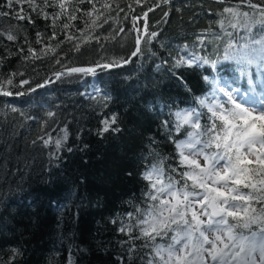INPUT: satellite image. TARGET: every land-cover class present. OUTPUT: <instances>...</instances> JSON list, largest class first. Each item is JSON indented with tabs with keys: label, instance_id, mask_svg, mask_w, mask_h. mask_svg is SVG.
<instances>
[{
	"label": "trees",
	"instance_id": "obj_1",
	"mask_svg": "<svg viewBox=\"0 0 264 264\" xmlns=\"http://www.w3.org/2000/svg\"><path fill=\"white\" fill-rule=\"evenodd\" d=\"M37 2L43 7L42 0ZM160 2L95 0L98 11L93 12L92 19L104 11L103 4L112 6L105 13L108 22L103 23L105 17H100L102 27L95 29L86 26L91 20L83 15L92 11V5L77 0H72L68 11H81L75 13L77 20L70 22L74 27L65 31L62 26L69 22L66 17L53 28L51 19L37 16L26 3L13 7H22L34 24L16 19L14 13L0 17V80L12 78L16 85L5 87L13 96L0 94V132L5 137L16 133L8 140L12 146L9 168L19 169L7 182L0 181V264H68L70 256L74 264H129L128 246L120 243L127 237L118 231L120 223L112 221L133 212V205L144 206V193L150 187L144 173L163 160L166 172L175 169L174 179L181 180L180 174L187 167L180 164L177 144L188 141L191 132L205 133L201 140L209 138V106L223 103L226 108L232 107L218 85L240 97L245 106L261 105L264 59L254 54L250 65L225 59L226 50L231 51L229 43L239 49L250 39H261V26H254L252 32L231 27L229 21L235 20L223 9L237 4L215 0H170L149 12L146 21L141 18ZM0 11L10 12L6 0H0ZM46 11L51 14L59 9L49 7ZM239 11L259 19V12L248 6L240 5ZM133 16L139 19L134 21ZM145 22L149 33L158 34L150 44L146 33L132 30H142ZM120 28L124 31L119 32ZM9 30L17 36L15 41L7 40ZM53 31L57 33L55 40L51 39ZM37 32L41 43H37ZM66 36L73 39L69 41ZM138 36L142 37V54L126 65L99 68L95 74L72 78L57 79L54 75L66 66L121 62L130 57ZM95 37L100 38L98 42ZM59 41L63 43L56 53L42 54L45 45L55 47ZM29 48L35 49L40 58L32 59ZM192 56L202 59L190 66H177L178 61ZM21 79L29 80L33 88L45 80L52 82L16 96V92L29 87H20ZM245 98L251 103L245 104ZM12 107L19 111L12 112ZM180 110H195L201 129L183 124L177 131L175 113ZM49 111L55 114L53 118L46 115ZM112 117L116 118L112 127L119 131L102 132L103 121ZM65 128L68 139L57 150L54 140ZM49 136L53 142L43 147L38 138ZM49 153L55 155L50 158ZM16 157H22L18 165ZM24 161L30 166L26 167ZM141 243L137 240L136 246ZM145 252L147 249L137 256ZM131 264L141 261L134 258Z\"/></svg>",
	"mask_w": 264,
	"mask_h": 264
},
{
	"label": "snow or ice",
	"instance_id": "obj_2",
	"mask_svg": "<svg viewBox=\"0 0 264 264\" xmlns=\"http://www.w3.org/2000/svg\"><path fill=\"white\" fill-rule=\"evenodd\" d=\"M77 2L92 5V11L83 13L91 20L90 24L86 22L87 27L92 29L102 27L99 23L102 16L105 17L103 23L108 22L109 17L105 16V13L112 10L111 5L103 4L101 7L104 11L99 12V15L92 19L93 12L98 11L95 0H77ZM135 2L140 4L141 0H135ZM169 2L170 0H162L165 4ZM25 3L37 16H42L45 20L51 19L53 28L56 27L61 17H66L69 22L63 24L62 31L74 27L70 22L77 20L75 13L81 11L79 8L72 12L68 11L72 0H42L43 7L37 0H6V7L10 12L0 11V17L14 13L16 19L28 20L29 23L34 24L35 21L30 15L24 14L22 7L19 9L13 7L14 4ZM247 3L250 9L259 12V19L254 14L250 15L249 12L239 11L240 5L237 4L234 8L223 9V13L229 14L235 20V23L229 21L231 27H239L252 32L253 27L259 25L260 30L264 31V7L261 6L264 5V0H258L257 3L247 0ZM49 7L58 8L59 11L49 14L46 11ZM154 10L149 7L148 12ZM148 12L143 13L145 21ZM164 15L167 17L168 13ZM132 19L135 21L139 17L133 16ZM132 30L146 33L149 44L158 35L156 32L149 33L147 24L142 30L139 28ZM123 31V28L119 29V32ZM108 38L105 37V39ZM111 38L115 39V37ZM16 39L17 36L9 30L7 40L15 41ZM51 39H57L55 31ZM66 39L71 41L73 37L66 36ZM95 39L98 42L100 38L95 37ZM141 39L142 37H136L132 57L142 54ZM41 42V34L37 32V43ZM84 42H88L87 38ZM62 43L63 41H59L55 47L45 45V49L41 52L43 55L49 52L56 53L57 47H60ZM252 44L259 45V47L250 48ZM228 49L231 51L226 50L225 59H233L238 63L250 65L254 63V54L264 59V36L259 40L250 39L239 49L233 48L232 43H229ZM79 50L80 45L78 44L75 51ZM20 51L23 52V49ZM29 52L32 53V59L40 58L36 56L35 49L29 48ZM201 59V57L192 56L187 60L178 61L177 66L185 63L190 66ZM129 62L127 59H122L121 62L111 61L102 65L97 64L95 67L66 66L63 72H56L54 75L57 79L72 78L78 74H95L97 68L111 69ZM56 63L59 64L60 60L57 59ZM13 75L20 74L14 73ZM51 82L45 80L43 83H37L33 88L29 80L21 79L19 86L29 85V87L24 92H16L15 95H27L44 88ZM8 85L16 86L13 85L12 78L0 80V94L3 96L14 95L12 91L5 90ZM220 91L224 93L227 103L232 107L226 108L223 103L209 106V112L212 115L211 127L207 130L209 138L201 140L199 137L205 133L191 132L188 134L191 138L189 141L177 144L181 156L180 164L187 167V170L180 174L181 180L174 179L172 173L176 171L175 169L169 168L166 172L163 160H160L159 166L153 164L144 173V179L150 184L149 190L144 193L146 198L143 201L144 206L133 205V212H129L126 217L112 221L114 224L120 223L118 231L127 237L120 243L122 246H128L129 264L134 258H139L141 264H264V99L261 101L262 110L255 112L245 107L243 103H238L233 92L224 91V89ZM200 103L204 105L205 101L201 100ZM10 110L19 111L14 107ZM20 114L23 115L22 112ZM46 115L53 118L55 114L49 111ZM175 116L178 121L177 131L183 124H192L195 129H201L198 122L199 116L195 110H180L175 113ZM115 122V117H112L110 121H103L102 132L109 130L118 132V128L112 127ZM62 132L63 135L54 140L57 150L68 139L67 128L62 129ZM15 135L16 133H10L8 137H5L0 132V145L3 146V151H0V181L7 182L10 175L14 176L19 171V169L9 168L12 146L8 140L14 138ZM38 139L42 140L43 147L53 142L50 136L49 139L42 137ZM32 143L35 145L36 141ZM198 144L202 146L197 150ZM213 147L215 151H206ZM185 149L191 150L189 155H185ZM54 155L55 153H49L50 158ZM249 156L255 159L249 160ZM197 157L203 158V165ZM21 159L22 157H16L17 165ZM24 163L26 167L30 166L28 161ZM249 165H256V167H249ZM188 181H191V184ZM137 240L142 241L138 247L136 246ZM145 249L147 252L144 255L137 256ZM13 252L14 255L18 254L17 250ZM68 264H74L71 256Z\"/></svg>",
	"mask_w": 264,
	"mask_h": 264
},
{
	"label": "rangeland",
	"instance_id": "obj_3",
	"mask_svg": "<svg viewBox=\"0 0 264 264\" xmlns=\"http://www.w3.org/2000/svg\"><path fill=\"white\" fill-rule=\"evenodd\" d=\"M218 87H220L221 89H223L221 86H218ZM224 91H226V90H224ZM235 94H237V92H235ZM234 98L237 100V102L238 103H242L243 101L241 100V98L240 97H235L234 96ZM246 99V98H245ZM250 99H246V103L245 104H250L251 102H248ZM245 106V105H244ZM251 107H249V106H245V107H248V108H250V109H253L255 112H259V111H261L262 109H261V105L259 106V107H253V104L252 105H250ZM191 139V138H190ZM189 139V140H190ZM188 140V141H189ZM201 147V145H197L196 146V149L198 150L199 148ZM190 151L191 150H189V149H185V155H189L190 154ZM197 159H199L200 160V163L203 165V163H204V161H203V158L202 157H197ZM248 159L249 160H254L255 159V157H253V156H249L248 157ZM174 202V201H173ZM197 210H198V206H197Z\"/></svg>",
	"mask_w": 264,
	"mask_h": 264
},
{
	"label": "water",
	"instance_id": "obj_4",
	"mask_svg": "<svg viewBox=\"0 0 264 264\" xmlns=\"http://www.w3.org/2000/svg\"><path fill=\"white\" fill-rule=\"evenodd\" d=\"M215 1H219V2H222L223 0H215ZM227 2H231V3H233V4H239V5H242V6H248V3L247 2H243V1H230V0H227ZM163 4H165V3H162V2H160V3H158V4H156V5H154V6H152V8H154V9H156L157 8V5H159V6H161V5H163ZM158 6V7H159ZM262 7H264V5H261ZM146 12H148V10L146 11ZM149 13V12H148ZM141 18L143 19V15L141 16ZM146 24V22L144 23V25ZM135 50V49H134ZM133 50V51H134ZM131 58H133L131 55H130V57H129V59L128 60H130ZM102 65V64H101ZM96 65H94V66H80V67H95ZM115 68V67H114ZM97 69H99V68H97ZM108 69V68H107ZM112 69V68H111ZM64 71V69L63 70H58V71H56V72H63ZM56 72H54V73H56Z\"/></svg>",
	"mask_w": 264,
	"mask_h": 264
},
{
	"label": "bare ground",
	"instance_id": "obj_5",
	"mask_svg": "<svg viewBox=\"0 0 264 264\" xmlns=\"http://www.w3.org/2000/svg\"><path fill=\"white\" fill-rule=\"evenodd\" d=\"M244 2V1H243ZM129 58H127V60H128ZM128 64V63H127ZM124 65H126V64H124ZM64 69V68H63ZM63 69H61V70H63Z\"/></svg>",
	"mask_w": 264,
	"mask_h": 264
}]
</instances>
